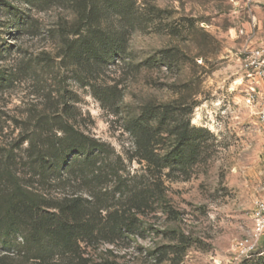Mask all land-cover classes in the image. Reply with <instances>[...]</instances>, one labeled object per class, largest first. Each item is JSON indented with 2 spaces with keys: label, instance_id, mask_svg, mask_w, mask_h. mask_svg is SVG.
<instances>
[{
  "label": "rangeland",
  "instance_id": "374dc122",
  "mask_svg": "<svg viewBox=\"0 0 264 264\" xmlns=\"http://www.w3.org/2000/svg\"><path fill=\"white\" fill-rule=\"evenodd\" d=\"M29 1L0 0L1 168L9 162L44 197H61L70 191L63 182L31 173L46 139L96 137L110 145L109 162L120 171L96 186L97 198L122 212L128 185L156 177L161 188L138 210V231L89 248L96 262L264 264V232L252 237L254 204L264 199V126L242 83L246 54L264 48V0H136L145 18L131 35L129 57L94 81L123 95L119 114L102 106L93 79L70 56L83 24L76 6L84 0ZM158 103L173 104L182 119L209 132L206 160L190 167L188 179L168 169L160 175L135 156L124 117ZM242 241L252 246L241 249ZM19 251L9 263H37L31 246ZM5 254L11 252L0 245V261Z\"/></svg>",
  "mask_w": 264,
  "mask_h": 264
},
{
  "label": "trees",
  "instance_id": "16d2710c",
  "mask_svg": "<svg viewBox=\"0 0 264 264\" xmlns=\"http://www.w3.org/2000/svg\"><path fill=\"white\" fill-rule=\"evenodd\" d=\"M76 8L83 24L74 31L76 38L68 45L70 56L82 74L93 79V95L102 106L119 114L123 95L115 87L102 88L94 81L109 64L129 57L131 35L145 14L136 0H84ZM161 54L160 60L169 58ZM4 82L0 79V88ZM171 105L158 103L129 110L124 124L133 137L139 161L160 175L165 169L179 171L174 178L185 180L192 176L191 166L206 160L209 132L182 119ZM46 141L34 161L32 176L61 181L70 191L53 199L44 197L9 162L5 169L0 166V199L4 205L0 212V245L12 254L3 255L0 264H11L14 254L30 246L36 264H102L91 257L89 248L95 249L100 240L115 243L125 232L138 231L135 216L153 199L156 190H161L160 185L156 177L140 187L128 185V191L122 192L128 194V210L119 212L96 195L97 185L110 176L120 177L119 168L109 162L113 155L109 144L93 136L67 133L52 144Z\"/></svg>",
  "mask_w": 264,
  "mask_h": 264
},
{
  "label": "built area",
  "instance_id": "2783aa9c",
  "mask_svg": "<svg viewBox=\"0 0 264 264\" xmlns=\"http://www.w3.org/2000/svg\"><path fill=\"white\" fill-rule=\"evenodd\" d=\"M242 83L248 86L247 102L257 106V115L264 126V48L257 47L246 54L242 63ZM261 87L258 91L257 86ZM254 228L252 237L258 239L264 232V199L257 200L254 204ZM252 238V239H253ZM248 242V241H247ZM239 248L245 249L249 245L246 242H239ZM252 245H249L251 247Z\"/></svg>",
  "mask_w": 264,
  "mask_h": 264
}]
</instances>
